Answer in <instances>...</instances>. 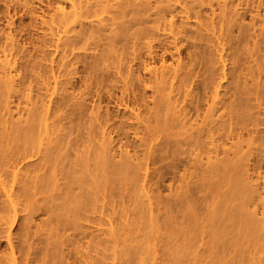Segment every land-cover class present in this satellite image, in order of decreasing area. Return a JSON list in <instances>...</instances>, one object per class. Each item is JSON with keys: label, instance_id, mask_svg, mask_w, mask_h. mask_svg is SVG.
I'll return each mask as SVG.
<instances>
[{"label": "bare ground", "instance_id": "obj_1", "mask_svg": "<svg viewBox=\"0 0 264 264\" xmlns=\"http://www.w3.org/2000/svg\"><path fill=\"white\" fill-rule=\"evenodd\" d=\"M9 1L13 2L15 0H9ZM20 1L22 0H18V2ZM27 1L29 0H24L23 4H26ZM111 1L112 0H47V3L45 5L46 7L44 9L43 8L41 9L42 14H40V16L42 18L40 19H41L42 24L48 23L50 25L48 29L50 31L49 35H51V37L50 36L47 37L44 35V37H47L48 39L42 38L40 45L34 44L31 41L28 43L33 44V48H35V50L38 49V47L42 49L41 47L43 46H45L46 48V45L50 47H54L56 52L58 51L62 53L61 59L63 58L68 59L67 65H65V67L67 66V68L71 67L68 65H74L77 62L86 63V65H88L87 72L89 74V75L87 74V76H89V78L91 77H93V79L95 78L96 80L95 79L94 80L96 82L100 78H102L101 79L102 81H106L103 78V73L105 70H108V68L110 67H113V68L115 67V69L118 70L117 73L120 74L124 78L125 81L123 83L122 94L118 102H119V105L122 106L124 109L131 108L130 110L132 111L134 110V112L131 111V114L127 116L128 120H130L129 122L126 121V119L124 118L126 116H124L123 118L125 119V121L123 120L122 122L120 121L122 127H119V125L117 127H119V130L122 128L124 129V127L126 126L128 128L131 127V129L134 128L135 130H138L142 124L143 126H142V129L140 130L143 131L144 129L146 132L145 133L143 132V135L139 136L142 138V141L138 143L137 145L134 144L135 146L133 145L135 152L139 153L135 157L133 156L134 159H136V162L132 160L131 156L124 158L122 154H121L122 156L120 155L122 157L120 159L122 160L117 161L115 159L114 160L115 162L113 160L112 162L111 161L112 151L111 153H109V155L106 154L110 157V158L108 157L106 158L107 161L109 159L107 163H108V168L110 167V169L104 170L105 172L106 170H110L106 172L108 177L109 175L111 176V178L109 177L108 181H111L112 184H115L116 182L118 184L120 178H125L126 174H130L131 178H134V180H136L137 182L138 180L139 181L145 180V178L149 177L150 175L148 170L150 169L149 166L151 164L154 165L155 163H158L159 161H164L170 157L171 159H173V162L168 164L167 166L164 165L165 166L164 170L163 168H161L163 172H162V175L161 174L160 175L165 176L167 173H170V172L173 173L174 170L179 166L178 164H181L182 160L184 161V159L181 158L180 156L182 153L184 155L185 149L183 150V147L185 145L187 147L193 145L196 148V147H204L206 144H210V145L215 146L214 155L211 156L207 154L206 156L207 165L205 166V168L197 167L196 168L197 171L191 170V168L188 167L187 165V167L184 168L183 173H181L180 175V180L182 181H181L179 189L182 190L183 192L182 194L188 193L189 195L191 194L190 196L192 197L196 195L194 197H196L197 199H198L197 196L199 195V193L204 192L203 187H204L205 181L212 188L218 190L220 186V183H219L220 179L221 177L222 178L225 177V175L221 174V176H219L220 179L218 180L214 179L216 181H211L210 179L211 176L209 177L203 174L204 170H206L210 175H212L214 172L216 173L218 172V170L223 168L222 166H219L221 168L216 167L214 161L213 162L211 161L212 159L216 160L219 156V151L217 149L219 148V145H217L216 142L220 141L225 136L226 138L230 139L231 142L228 145L229 147L224 148L223 152L227 153L229 149H234V153H235L234 157L232 158L224 157L220 159H222V161L225 163V168L226 166L227 168L235 167V169H237V172H239L238 169L241 168L240 167L241 162L239 163L238 161L240 160L243 161V159L247 158V156L246 158L242 156L236 157L238 154V145L240 144L241 141L244 140V137H243L244 131H247L250 137L253 133L260 134L262 132V131H258L257 128H256L257 131H255V129L252 130L251 127L249 128L247 127L250 124L255 126L258 123V119L257 120L255 119L257 117H254L255 115L254 112H251V110L255 107V105H253V103H251L250 101H259V99H262L264 97V89H263L264 87L262 88L263 84L261 85V82H260V80H262L263 78L262 71L264 69V62L262 60H264V56L260 57L258 55L260 54L259 52H262L264 54V36H263L264 17L261 18L258 24L259 26L261 25L262 27L261 30L262 29L263 30L258 33L256 30L252 31L253 30L252 28L256 26V23L258 22V21L257 22L255 21L256 16H261L260 12L257 9L258 7L262 6L263 2L259 1L257 3L256 5L257 12L254 16L252 15L253 17L251 18V23L250 24L246 23V25H244L243 22L242 23L240 22V18H237L238 15H241V19H242V14H240L239 10H236L233 8V6L235 5L233 1L231 2L229 1L230 3L227 0L222 1V3H220L221 1H219L217 2V6H216L217 8L213 7V4H214L212 3L213 0H190V1L189 0H137V1L136 0H125V1H119L117 4H112L110 3ZM17 3H13V4L17 5ZM251 3H252V0H251ZM205 4L210 5L211 7L209 13L206 12L204 8L202 7ZM15 5L11 6V3H8L7 9H9L8 7L10 6L15 8ZM245 5L246 7L250 6L249 3ZM108 6L110 7L114 6L117 8V10L109 11L108 9H106ZM253 6L255 7V5H252V7ZM20 7H23V6H20ZM217 9L219 10L217 11ZM33 10L34 8L31 10V12H33ZM103 12H108L109 15L101 16ZM5 16H6V13H5ZM10 19H8L7 23L14 24L15 21L10 20ZM189 19L196 20V23H195L196 25L194 24L195 25L194 29L187 28V25H189V22H188ZM236 24L238 28V30H236L237 34L233 35L232 37V35H230L229 33L230 26L232 25V27L234 28ZM4 32L5 31H2V29H0V51L3 55V56L2 55L0 56V68H1V71H0V170L1 171L0 172L4 170L3 168L9 167L11 170L10 171L7 170V171H8V175H10L11 177H8V175L6 176L7 172L4 173L5 175L3 173H0V200L2 199L1 193L3 192V195L6 197L4 202H7L10 207L9 213L5 215L6 217L1 216L2 220H4L3 224H7V227H4V229L5 228L6 229L0 232L1 234H3L4 238L7 241V248L0 255V264L3 263L4 254H6V257H5L6 261H10L11 264H32L33 262H31L32 260L30 261V257L28 255L24 256V253L26 251L24 252V247L20 245L21 238L15 236L12 233V230H11L12 227H14V225L16 226V224H20L19 228L21 227L27 228V225L29 224L28 222L30 223L33 222V218L34 216H36L35 214L40 212V215L45 216V217L44 218L40 217V221L37 224L38 229L43 227L44 224L47 225L46 229H51L50 226L52 224L53 229L57 232V234H59L60 230L63 232L62 233L60 231L61 234H59L60 237L62 238L64 235V231H65L63 227L66 224L65 221H67L68 219L67 216H66L67 219L65 218L64 214L67 211L68 212L71 211V209L70 211L66 210L67 208H69L68 201L72 202V205L74 204L73 206L74 209L73 207H71L73 210L71 213L73 214V212H75L77 214L76 211H78V209H80L78 212H81V208H83L82 206L85 204L88 206L90 202L92 204L93 200L96 199V197H94V199L91 198L94 194L92 195L90 190L89 192L87 190L86 192L83 191L86 188H83L82 185H84L85 183H87L88 185V182L91 181V178L90 180L87 179L88 177H86V175L88 176L87 174L88 170L85 166H83L82 168V165H80L79 166L80 168L78 167L79 170L77 169V166L81 164L79 160H78L79 163L77 162V160H75L78 163V165L75 164V161L74 163L70 164V162L73 159L71 161H68L69 162L68 164H70V166L72 167L75 164L74 166H76V168L73 167V169L74 168L77 169L78 170L77 172L75 171L73 173L72 167H70L71 169L69 168L66 171L63 170L65 173L68 172L66 175L70 177V183L74 182L73 184L76 187L79 185L82 188V190L79 188L81 191L77 190V192H75V190L73 191L72 189V187L75 189L74 185H70L71 187L67 188L66 190L63 188L65 184L67 186L69 178L67 176H64L67 182L63 180L64 178L62 177H63V174H65L63 171L62 172L58 171V172H61V174L62 173L63 174H62V177H57V174L53 170L54 166H52V164L55 163L52 160L53 156H54V160H58L56 159V157L58 158V155H59L58 152H60V150H57V146H56L57 141L59 140V142L61 141L64 144V142L67 141V140L65 141V139H68L67 135L69 137L68 132L71 133V130L69 131L68 129L67 131L65 128V130L67 131V134H65L66 131L62 129L63 132L65 131L63 135L64 136L66 135V138H64L63 135L61 134L60 135L64 139L61 138L60 136L59 137L61 139L58 136L52 137L53 136L52 134H54L57 129L56 130L55 128L52 129L51 126L54 127V125L52 124H56L57 122H60V120L58 119V121H56L55 123L53 120L52 124L49 122V120L53 119V116L57 112H59L62 106L64 108L68 106L69 100L68 102L66 101L68 98L70 99V101L75 98V97L70 98L72 93L68 91L69 90L68 88H67L68 90H66V87H64L70 82L71 78L69 77V80H67L68 82L66 81L67 84L65 83V80L64 82H62L63 80L61 81L55 80V85L53 86V90L51 91V93L49 94L46 93L44 97L41 98L42 100L39 105L34 104L31 107L24 109L18 105L19 102L18 103L16 102L17 103L16 108H13L11 104L12 102H14L13 98L14 97L16 98L17 96L16 92L17 91L19 92V90L23 86L24 87L29 86V85H26L28 78L26 79L27 81L24 82L22 77L17 78L16 77L17 73L15 74L13 72V71H17L19 68V65H18L19 63H18V60L16 59L17 57L15 58V56L16 54L22 52L23 49L26 52L29 50V48L24 47L25 42L23 45L19 43V41L17 40L15 36L16 34H13L10 31L7 33H4ZM46 35H48V33ZM128 49L129 51H127ZM250 50L254 52L251 53ZM52 51L54 52V50H51V53L48 51L47 52L48 54L49 53L53 54ZM14 52L16 53L15 55H14ZM47 52H45L46 54L44 53L45 55L44 54L43 55L46 56ZM124 52H126V57L128 54L131 57H129L128 55L127 58L126 57L123 58L122 55H124L123 54ZM255 54H257L258 56H255ZM70 55L72 56L70 57ZM24 56L26 57V55ZM24 56H22V59H24ZM30 56L31 55H30V50H29L28 57ZM32 57L30 58L32 59ZM249 57H253L254 58L253 60L255 62L252 63ZM30 58H29L30 61L28 62L26 61L27 58H25L26 62L24 64L25 66L27 65L26 69L28 67H31L29 70L31 71L32 65H34L36 62L37 64L35 65L39 69L40 67L37 66L39 64L38 61L36 62L34 61L35 63H33V59H32V65L29 64L31 62ZM56 58H57V55H56ZM169 58L172 60L171 62L169 61ZM87 59H90V61H87ZM58 64H59V61H58ZM216 64L218 65L215 66ZM20 66H21L20 68H22L23 62L20 63ZM120 66L121 68H119ZM24 67H23L24 71L27 72L28 70H25ZM41 67L46 68V71H48L47 69H50L52 65L49 68H47L48 65L47 67H43V66ZM57 67L58 66H56V68ZM75 69L77 68L75 67ZM75 69H72L70 73L75 74L77 71L76 70L74 72L73 70ZM29 71L24 76L26 75L28 76V74H30L31 76V72L29 73ZM67 71H64V72H67ZM111 73L113 74V72ZM37 75H40V72ZM62 75H65V73L64 74L62 73ZM54 78L56 79L57 77H54ZM60 82L65 83V85H63ZM71 82L70 84L72 85ZM58 83H60L63 86V89L60 87L61 85L59 87L61 88V90H65L67 92L65 93L67 96L71 94L70 97L68 98H66L67 96L65 95L66 96L65 101L67 103L66 106H64L65 101L62 102L60 98H58L57 102L54 103L55 101L54 98L52 96L50 97L51 94L55 92L57 93L60 91V89L59 91H57ZM100 83L104 84V82H100V80L96 84L100 85ZM88 84H89V81H88ZM98 88H96V90ZM47 91H50V88L47 87ZM148 91L151 92L150 95H148ZM24 92H22V94H24ZM93 93H96V92L93 91ZM62 94H63V91H62ZM39 96L41 97L42 94L41 95L38 94L37 97ZM22 97L20 96L19 98L23 99ZM26 97L27 96H25V98ZM65 98L63 96V99ZM82 99H84V96ZM59 100H61V102ZM35 101L36 100H34V102ZM80 101L81 100H79V103ZM85 101L86 99L83 100V102ZM79 103H78L79 110L81 108L83 110V108L86 107L85 103L81 104V105H84V106H81V108H80ZM96 105L91 107L92 115L90 114L91 116L90 121L94 122V120H98V119L103 120V124L99 127V129L101 128L102 130L100 133L101 136L99 138L101 139L104 145L106 141L108 142V139L113 138L111 134L113 133L114 129H116L115 128L116 126H114L115 124L113 121H111L113 123L108 125V122L110 120H113V118L111 119V117L113 116L108 117L110 113L108 114L105 113L106 116H103L105 114H101L102 112L99 111V108L101 106H99V103L97 106ZM71 109L72 108H70V110L67 113L66 112L65 113L72 114V112H70ZM87 110H86L87 113L85 112L86 115L88 114ZM94 112H95V115L93 116ZM80 114L81 116H83L82 113L80 112H79V117L77 116L78 114L77 115L75 114V115L77 118L82 119ZM37 117H41V118L39 120L40 122H38L35 125L34 122L39 119V118L37 119ZM65 117L67 116L65 115ZM88 118L87 119L85 118V119L88 120ZM133 120L136 121V123L132 122ZM61 121H63V119ZM68 122L67 123L70 125L71 122L70 121ZM68 128H71V127L68 126ZM85 129H87V124H86ZM95 129L97 130V128ZM172 129H177V130L175 132H172V131L167 132V130H172ZM248 129H251V130H248ZM99 131L98 132L95 131L94 133L98 135ZM36 133L43 135L41 140L40 138H38L40 140V143H37V144H35V141H37L35 138L38 137L36 136L37 135ZM90 133H93V132H90ZM138 133L139 132L135 131V136H138L139 135ZM262 134L264 133L262 132ZM78 135L76 136L78 137ZM97 135H95V137ZM173 135H183V136L180 139L170 138V136H173ZM263 136L259 135L258 137L260 138L258 139H260L261 141ZM90 137H93V136L90 135ZM74 138L75 137H73V140H75L76 142L74 143L73 140L71 141H73V143L76 145V148H79L81 145L78 144L79 146H77V142L79 143V141H77L78 139L76 140V138L75 139ZM91 139L93 140V138ZM160 139H163V140H160ZM157 140H159V142H156ZM84 141L86 143L88 140H84ZM95 142H94V145L97 143ZM111 142H112V139H111ZM52 143L54 144L51 145ZM73 143L70 145L71 148H72ZM90 143H91V140H90ZM75 145L72 149L75 148ZM87 145H90V144H87ZM108 145L109 144H107L106 146L108 147ZM241 145L240 147H242ZM63 146H60L59 149H61V147L65 148V146L64 147ZM86 147L87 146H85V149H87ZM137 147H143V148L139 150V149H136ZM79 149H75L74 152L76 150H78L79 152ZM97 149L98 151H100V148H98V146H97ZM97 149L95 147L94 150H97ZM178 151L180 154L178 153ZM56 152H57V155L55 156ZM68 152L71 153L70 148ZM93 152H96V151H92V155H93ZM107 152H110L109 149ZM121 152L123 153L126 152L124 153L125 156L127 155V153H130L128 149H122ZM209 152L210 151H208V153ZM69 153L66 152V154H69ZM228 154L230 155V153ZM63 155H65V153ZM81 155L83 154L81 153ZM99 157L100 155L98 154V158ZM197 157L198 155H196V158ZM233 158H237L238 160L236 159L237 161L234 162L232 161ZM81 159L84 160V158H81ZM90 159H94V157ZM99 161H101L100 158L98 160H95L97 171L99 169L98 165H100ZM90 162L92 163V160ZM91 163L90 165H92L94 168V165ZM63 164L65 165V163ZM185 165H186V162H185ZM241 166H243L242 168H244L245 164L242 163ZM247 166L249 165L247 164ZM66 168L68 167L66 166ZM70 170H72L73 175L72 173L71 175L69 174ZM141 170H144V172L142 173ZM222 170L221 172L220 171L219 172L222 173ZM243 170L244 169H242V171ZM237 172L236 174H238ZM61 174H59L58 176H61ZM226 174H228L229 176L231 172L226 173ZM117 177L119 178L117 179ZM105 179L102 177L103 181H105ZM235 179L239 181V177L238 178L236 177ZM61 180L62 182L64 181L65 184L62 183ZM56 181L57 182L60 181V182L56 183ZM99 181H101V179ZM113 181L114 182L116 181V182L114 183ZM241 181L245 182V180H241ZM101 183H97V186L104 187L102 186L103 182ZM234 183H235V186L232 185L234 186L232 193L233 195H236L239 192H241L242 187L245 186L243 184L245 183L242 184L243 186L240 184V182H237V183L234 182ZM51 184L53 185V188H54V185H56V187H58L59 189L61 188L60 185L62 186L64 184L62 187L63 189H60V191L64 190L63 193L61 194H63V197L64 196L66 197L60 198L62 195L61 196L59 195L60 193L57 189L55 193H57L58 191L57 195L59 196H56L57 198H55L54 195H53L54 197L51 195L53 199L55 198L54 200L55 202L57 201V199H59V201H61L60 199H63L64 201H62L61 203L64 204L65 202L64 204L65 206L67 203L66 208L65 206L61 207L63 204H60V203L59 205L61 206H58V202L56 203L57 206L55 204V206L59 208L58 212L60 211L62 216L60 215V213L59 214L55 213V208H54V205L52 204L53 201H51V198L48 199L46 195L50 189H53L51 187L52 186ZM93 185L94 184H92V186ZM16 186H17L18 191L21 189H27V191L29 192V190L33 188L34 193L32 192V190H30L32 195L30 193L29 194L27 193L28 195H30L29 196L30 199H32L37 194H42V196L39 197L38 199L37 198L34 199V201L38 203V204L35 203L36 205L33 203V205L35 206H33V209L32 208L31 209L34 211L30 209L28 213L26 212V214H23V215L20 214V212H24L27 210L25 209L27 205H25L26 207H24V204H23L22 208L20 209L17 207L20 204V198H19V194L17 193V191L15 192ZM116 186L114 187L117 188ZM141 188L142 190H144L145 196L148 198V205H151L152 202L150 201V199L152 198V195L148 194L151 189L150 188L148 189L147 186H144V184L142 185ZM67 190H70V192ZM248 190L247 191L242 190L244 191V193L242 194L240 193V194L243 195L245 194V191L248 192ZM65 191L68 192L69 194L68 193L66 194ZM226 193L227 192H225V195ZM230 196L228 197L229 199H230ZM180 197L184 198L185 196L183 195ZM66 200L68 201L66 202ZM49 203H51L52 205ZM60 207L62 209L63 208L65 209L63 210L65 211V213L61 212L62 210H60ZM151 207L152 206H150V208ZM234 208L232 210L233 213L229 212L230 220L232 216H235V214L240 215L239 211L242 210V209L239 210L238 206H237V209H234ZM157 209L158 208H156V211ZM84 210L82 209V211ZM218 212L219 211H216V213ZM143 213H144V209H143ZM248 213L249 212H247L246 214V212L242 211L241 215L243 217L246 216V218L251 219L252 215L250 214L248 215ZM72 214L70 217L74 216V214L73 215ZM167 214H164V216ZM185 214L186 213H184V215ZM186 215L188 216L190 214L187 213ZM191 215L188 217H191ZM187 216H186L185 221L189 220ZM221 216H218L219 218L217 220H219ZM166 217L163 220H165ZM63 218H65L66 220L64 219L63 221L62 220ZM170 218L171 217L169 216L167 217V219H169L168 222L172 223L171 221L172 219L170 220ZM215 218L216 217H214V219ZM226 218H228V216ZM226 218L224 217L223 221ZM72 219L74 222L77 221V220L75 221L74 217H72ZM191 219L193 221V217H191ZM191 219L189 222H192ZM58 220H60L59 221L60 224L62 221L64 222L62 224L63 226L62 225L59 226L58 224L57 227L56 226L54 227L53 225L55 224L54 222L55 221L58 222ZM173 221H174V218H173ZM221 222L219 224H221ZM108 223L113 224V221L111 218H109ZM178 223H175L174 221V224H178ZM192 223H194V221ZM66 227L69 228L68 223L66 224ZM70 227H73V226H70ZM62 228L64 231L62 230ZM27 229L28 231L30 230L29 226ZM21 231H23L22 228H21ZM21 231H19V233ZM25 232L26 231L24 230V233ZM19 233L17 234L19 235ZM66 234L68 235L69 233H66ZM72 235L74 234L72 233ZM69 236L70 235H68V238L63 237V239L56 241L54 244H53L54 241L51 242L52 245L55 246V251H53V254L54 253L56 254V251L58 252V257L59 255L61 256L59 258L62 264H88L89 262V260L87 262L88 256L82 253L79 254V250L76 249L77 247L81 245H78V244L75 245L76 239L75 240L70 239L71 237ZM23 237L24 236H22V239ZM53 248L54 247H52V250ZM17 252L19 253V256H16ZM52 260L53 259H51V263L54 264ZM198 261H201V259ZM90 264H91V261H90Z\"/></svg>", "mask_w": 264, "mask_h": 264}, {"label": "rangeland", "instance_id": "obj_2", "mask_svg": "<svg viewBox=\"0 0 264 264\" xmlns=\"http://www.w3.org/2000/svg\"><path fill=\"white\" fill-rule=\"evenodd\" d=\"M7 1H9V0H6V1L0 0V29H2V31H5L4 33H7L10 31L13 34H16L15 36L21 45H23L25 42L24 47L29 48L30 55H31L30 57L33 56L32 57L33 63L38 61L39 64L41 63L40 65L43 67H47V65H48L47 68L51 67V65H52V67L50 69H47L48 71H46V68H42L38 64L37 66L41 68V69L40 68L38 69L35 65V64H37V62L34 64L35 66L32 65V59L30 57H28V51L29 50L25 52L23 49L22 52H20L18 54H16L14 52V55L16 54L15 58L17 57L16 59L18 60V63H19L18 64L19 68L17 71H13V72L15 74L17 73L16 74L17 78L22 77L24 82L27 81L26 79L28 78L26 85H29V86H26V87L23 86L19 90V92L17 91L18 93L16 92L17 96H16V98L15 97L13 98L14 102H12L11 106L13 108H16V104L18 102H19L18 105L24 109L29 108L34 104L39 105L41 103V100H42L41 98H43L46 93L49 94L53 90V86L55 85V80H58V81L63 80L62 82H64V80H65V83H66V81L69 80V77L72 79V80L70 79V82L72 81L71 82L72 85L69 82L68 84L66 83L67 84L66 86H64V87H66V90L69 89L68 91L70 93H72V95L68 93L69 95L67 96L65 94L67 92L65 90H61V88L63 89V86L60 84L62 82L57 84V86H58L57 91H59V89H60V91L57 93L55 92V93L50 95V97L52 96L54 98V100H55L54 103L57 102L58 98H60L63 102L66 100V98L70 97V95H71L70 98L75 97L71 101L68 98L66 100L67 102L69 100L68 106H66L67 103L65 101L64 106H66V108H64L62 106L61 107L62 110L60 109L59 112H57L53 116V119L49 120V122L51 124H52L53 120H54V123L56 121H58V119L60 120V122H57L56 124H52V125H54V127L51 126L52 129H54V128H55V130L57 129L56 132L54 130L55 133L52 134L53 135L52 137H54V136H58V137L60 136L61 137V135H63V133H65L66 130L67 131H68V129H69V131L71 130V133L68 132V134H69V137L67 135L68 139H65V141L67 140L66 141L67 143L64 142V144H63V142L60 141L61 142L60 143L59 140L57 141V144H56L57 150H60V152H58V154H59L58 158L56 157V159H58V160H54V156L52 155L53 156L52 160L55 162L54 164H52V166H54L53 170L57 174V177H62L63 173L61 174V172L63 170L66 171L67 169L72 167V166H70V164L74 163L75 160H77V162L79 160V162L81 163L79 165H78L79 162L77 163L75 161V164L78 165L77 169L80 165H82V168H83V166H85L88 170V172H87L88 176L86 175V177H88L87 179H89V180L91 178V181L93 183L91 181H89V182L94 184L92 186V184H90L87 180L88 185H87V183H85L87 186L85 184L82 185L83 188H86L83 191L86 192V190H87L89 192V190H90L92 195L94 194L91 198L94 199V197H96V199L93 200L92 204H91V202L89 204L87 203L88 206L86 204L83 205L82 206L83 208H81V212H78L80 209H78V211H76L77 214L75 212H73L74 216H72V217H74L75 221L77 220L76 222H74L72 217H70L72 214L71 212L73 211L71 207H73L74 204L72 205V202L66 200V202L67 201L69 202L68 203L69 208H67L66 210L70 211V209H71V211L70 212L67 211L65 213V211H63L65 209L61 208V207L65 206L64 205L65 202H64V204L61 203L64 200L60 199L61 201H59V199H57L56 202L54 201L55 198H57L56 196L62 195L60 198L66 197V196L63 197V194H61V193H63L64 190L60 191V189L64 188L66 190L67 188L71 187L70 185H74L73 184L74 182L70 183V177H68V175H66L68 172L65 173L64 171L63 172L65 174H63V177H62V178H64L63 180L66 181L64 176H67L69 178L67 186H66L64 181L62 182V180H61V182L64 183L65 185L63 184L64 187H63V185L62 186L60 185V187H61L60 189L58 187H56V185H54V188H53V185L51 184L52 185L51 187L53 189H50L46 195H47L48 199L51 198V201H53L52 204L54 205L56 214L60 213V211L58 212L59 208L56 207L57 206L56 203L58 202V206H61V205H59V203L63 204L60 207V210H62L61 211L62 213L64 212L66 214V215L64 214L66 219L68 217L67 221H65V222H66V224L68 223V227H69V228H67L66 224H65V226L63 228L65 229V231L67 230L66 233H69L68 235H70L69 236V237H71L70 239H73V240L76 239L75 245L76 244L81 245V246L77 247L76 249L79 250V254L82 253V254H85L88 256V258H87V262L89 260L88 264H90V261H91V264H264V136H263L264 134H262V132L264 133V97L262 99H259V101H250L251 103H253V105H255V107L251 110V112H254V114H255L254 117H257L255 119L256 120L258 119V123L255 126L250 124V125H248L247 128L251 127L252 130L255 129V131L258 130V131H262V132L260 134L253 133L252 134L253 136L251 135V137H250L249 134L247 133V131H244V136H243L244 140L241 141L240 144L238 145V154L236 156V157L242 156L244 158H246V156H247L246 159L242 158L243 161L242 160L238 161L239 163L241 162V165H242V163L245 164L244 168H242L243 166L240 165L241 168L238 169V171L240 173L237 172V169H235V167L234 168H230V167L227 168V166H226V168H225V163L222 161V159H220V158H224V157H228V158L234 157V154H235L234 149H229L230 151L228 150L227 153L223 152L224 148L229 147L228 145L231 142L230 139L226 138V136H225L220 141L216 142V144L219 145V148H217L219 151V156L216 160L212 159L211 161L212 162L214 161L215 166L218 168H221L219 166H222L223 170L220 169V170H218V172H216V173L214 172L212 175H210L206 170H204L203 174L205 176H209V177L211 176L210 177L211 181H216V180L220 179L219 176H221V174L225 175V177H223V178L221 177V179H220V182H219L220 186H219L218 190L212 188L205 181L204 187H203L204 192H200L199 195L197 196L198 197V199H197L196 197H194L196 195H194L192 197V196H190L191 194L189 195L188 193L182 194L183 193L182 190L179 189L181 181H182V180H180V175H181V173H183L184 168L187 167V165H188V167L191 168V170H196L197 167L205 168V166L207 165V163H206L207 154H209L211 156L214 155L215 146L210 145V144H206L204 147H196L197 149L193 145L189 146V147H187L185 145L183 147V150L185 149L184 155L182 153L180 156L181 158L184 159V161L183 160L181 161L182 165L178 164L179 166L174 170L173 173L170 172V173H167L165 176H161L165 166H167L168 164L173 162V159H171L169 157L164 161H159L158 163H155L154 165L151 164L149 166L150 169L148 170L150 175H149V177L145 178V180H141V181L138 180V182H137L136 180H134V178H131L130 174H126L125 178H120V180H122V181L119 180L118 184L116 181H115L116 183L113 181L115 184H112L111 181H108L109 177L111 178V176L109 175V177H108V175L106 173L107 171H110V170H106V172L104 171L105 169H110V167L108 168V163H107L109 161V159H108V161L106 159L107 157L110 158L108 156L109 153H111V151H112L111 161L112 160L114 161L115 159L117 161L122 160L120 158H122L121 156L123 155L124 158L131 156L132 160H134V162H136V159H134V157L139 153L135 152L133 145L134 144L137 145L138 143H140L142 141V138L139 136H142L143 132L144 133L146 132L144 129H143V131L140 130V129H142V126H143L142 124H141V126L139 125L140 126V128L138 129L139 131L135 130L133 127H132L133 129H131V127L128 128L127 126L126 127L123 126L124 129L122 128L119 130V127H122V125H121L122 120L125 121V119H126L127 122L130 121V120H128L127 116H129L131 114V111H132V110H130L131 108L124 109L122 106L119 105V102H118L120 97H121V94H122L123 83L125 81L124 78L120 74L117 73L118 70L115 69V67L114 68L110 67V68H108V70H105L106 73H105V71L103 73V78L106 81H102L101 80L102 78L98 79V81H97V82H99V80H100V82H104V84L100 83V85H98L99 83L96 84L97 82L95 81L96 80L95 78H94L95 79L94 80L93 77L89 78V76H87L88 65H86V63L77 62L74 65H68L71 67L67 68V66L65 67V65H67L68 59L67 58L61 59L62 53L58 52V51L56 52L54 47H50V46L46 45V48H45V46H43V47H41L42 49H40L38 47L39 50L38 49L35 50V48H33V44H30L28 42L31 41L34 44L40 45L42 38H47L49 36L51 37V35H49L50 31L48 29L50 27V25L48 23L42 24L41 19H40V18H42L40 16V14H42L41 9L42 8L44 9L46 7L45 5L47 3V0H43V1H41V0H29V1H27L28 4L27 3L23 4L24 0H22L20 2H18V0H15L13 2H10V1L7 2ZM119 1H125V0H112L110 3L117 4ZM219 1H221L220 3H222V1H224V0H218V1L213 0L212 1V3H214L213 7H216L217 2H219ZM227 1L228 2L229 1L234 2L235 5L233 6V8L236 10H239L240 14H242V19H241V15H238L237 18H240V22L241 23L243 22L244 25H246V23H248V24L251 23V18L256 14V12L258 10L260 12L261 16H256L255 21L256 22L258 21V22L256 23V26H254L252 28L253 29L252 31L256 30L258 33V32H261L263 30V29L261 30V28H262L261 25L259 26L258 24H259L261 18L264 17V0H252V3H251V0L250 1L239 0V2H238V0H227ZM259 1H262L263 4H262V6L258 7V9H257L256 5ZM253 2H254V4H253ZM8 3H11V6L15 5L13 3H17V5H15V8L10 6V7H8L9 9H7ZM238 3H240V4H238ZM248 3L250 4L251 7H252V5H255V7L254 6L252 8L250 6L246 7L245 4H248ZM20 6H23V7H20ZM108 7L106 9H108L109 11L117 10V8L114 6L113 7L108 6ZM202 7L204 8V10L206 12H208V13L210 12V8H211L210 5L205 4ZM33 8H34V10H33V12H31V10ZM242 8H243V10H242ZM246 9H248V10H246ZM218 10L219 9H217V11ZM5 13H6V16H5ZM107 15H109L108 12H103L101 14V16H107ZM9 16L11 17V19ZM46 18H48V17H46ZM8 19L15 21L14 24L13 23H12L13 25L8 24L7 23ZM188 22H189V25H187V28L194 29L195 25H196L195 24L196 20L189 19ZM236 28H237V24L235 25L234 28L232 27V25L230 26V32L229 33H230V35H232V37H233V35L237 34L236 30H238V28L237 29ZM263 32H264V30H263ZM47 33H48V35H46ZM44 35L47 37H44ZM263 36H264V34H263ZM51 50H54V52L52 51L53 54H50ZM47 51L50 53L48 54ZM127 51H129V49ZM45 52H47L46 56H44L46 54ZM126 52L123 53L124 54V55H122L123 58L126 57ZM250 52L253 53L254 51L250 50ZM259 53L260 54H258V53L257 54L260 57L264 56V54L262 52H259ZM23 54L26 55V57ZM257 54H255V56H258ZM1 55H2V53L0 51V56ZM56 55H57V58H56ZM128 55H127V57H128ZM22 56H24V59H22ZM71 56L72 55H70V57ZM129 57H131V56L129 55ZM25 58H27L26 59L27 62L30 61L29 58L31 59V62L29 63L32 65L31 71H29L31 67H28L29 69L28 68L26 69L27 65L25 66V64H24L26 62ZM58 59H60V60H58ZM249 59L252 61V63L255 62L253 60L254 59L253 57H249ZM58 61H59L60 65L58 64ZM87 61H90V59H87ZM169 61L171 62L172 60L169 58ZM262 61L264 62V60H262ZM21 62H23L22 68H20ZM42 64H44V65H42ZM217 65L218 64H216L215 66H217ZM56 66H58V67L56 68ZM77 66H79V67H77ZM23 67L25 68V70H28L29 73L31 72V76H30V74H28L29 77L27 75H26L27 77L24 76L28 71L27 72L24 71ZM63 67H64V69H63ZM75 67L77 69H75ZM119 68H121V66ZM67 69H68V71H67ZM72 69H75V70H73L74 72L77 70L76 71L77 74L75 73L76 75L74 73H70L72 71ZM0 71H1V68H0ZM38 71L40 72V75L42 74L41 76L37 75V74H39ZM64 71H67V72H64ZM111 72H113V74ZM114 72H116V73H114ZM62 73L63 74L65 73V75H62ZM34 74H36V75H34ZM262 76H263V78H262V80H260V82H261V85L263 84L262 85V88H263L264 87V69L262 71ZM54 77H57V78L55 79ZM92 79H93V81H92ZM29 81L30 82L33 81V82L30 83ZM45 81H46V83H45ZM88 81H89V84H88ZM42 83H43V85H42ZM65 83H62V84L65 85ZM49 86H51L52 88ZM96 86H98V87L100 86L101 88L99 87L100 88L99 89ZM38 87H40V88H38ZM47 87L50 88V91H47ZM96 88H98L99 90L98 89L96 90ZM24 90H25V92H24ZM62 91H63V94H62ZM93 91L96 93H93ZM22 92H24L25 95L22 94ZM89 92H90V94H89ZM150 93L151 92L148 91V95H150ZM31 94L33 97L31 96ZM38 94L39 95L42 94V96L37 97ZM20 96L21 97L23 96L22 97L23 99L19 98ZM25 96H27L28 99H27V97L25 98ZM63 96H64V98L65 97L66 98L63 99ZM83 96H84V99H82ZM80 97H82V98H80ZM17 98H18V100H17ZM32 99H33V101H32ZM85 99H86V101L83 102V100H85ZM34 100H36V101L34 102ZM61 100H59V101L61 102ZM79 100H81L80 103H79ZM29 103H30V105H29ZM78 103L80 104V108H81V106H84L81 104L85 103L88 110L86 109V107H84L83 110L81 108L80 109L81 111H80ZM98 103H99V106H101L99 108V111L102 112L101 114L110 113L108 115V117L113 116V117H111V119L113 118V120H110L108 122V125L114 122V124H115L114 126H116L115 127L116 129H114L113 133L111 134L113 136V138H111L112 142L114 141L113 143L111 142V139H108V142L106 141L103 145L101 139L99 138L101 136L100 133L102 131L101 128L99 129V127L103 124L102 119H100V120L99 119L98 120L92 119V120H94V122L90 121V117H91L90 114L92 115L91 107H93L96 104L98 105ZM63 108H64V110H63ZM70 108H72L70 111V112H72V114L71 113L66 114L70 110ZM85 109L88 111L87 115L89 118L85 114V112H86ZM78 111L80 113H82L83 116H81V114H80L82 119L76 117L77 114H78L77 116L79 117ZM132 112H134V110ZM259 113H261V114H259ZM106 114L103 116H106ZM123 114H125V115H123ZM65 115L67 117H65ZM94 115H95V112L93 113V116ZM124 116H126V117H124ZM59 117L62 118L63 121H61L62 119H60ZM40 118L41 117H37L38 120L34 122L35 125L38 122H40L39 121ZM85 118L86 119L88 118V120H86ZM65 120H66V122H65ZM68 121L71 122L70 125L68 124L69 123ZM85 121H86V123H85ZM96 121H98V122H96ZM99 121H101V122H99ZM111 121H113V122H111ZM132 122L136 123V121H134V120ZM95 123H97V124H95ZM39 124H41V123H39ZM39 124H38V126H39ZM60 124H61V126H60ZM86 124H87V129H85ZM55 125H57V126L59 125L58 128ZM118 125H119V127H117ZM68 126H70L73 130L71 128H68ZM93 127L97 128V130ZM65 128H66V130H65ZM256 128H257V130H256ZM62 129L65 131L63 132ZM90 129H92L93 131ZM94 130L96 132H98L100 130L99 134L97 135L96 133H94L95 132ZM134 130L139 132L138 136H135ZM176 130L177 129L167 130V132H169V131L175 132ZM248 130H251V129H248ZM67 131L65 134H67ZM90 132H93V133H90ZM38 133H36L37 134L36 136H38V137L35 138L37 140V141H35V144L40 143V140L43 137V135H40ZM76 135H78V137ZM83 135L84 136L87 135V136H85L86 138ZM90 135L93 137H90ZM95 135H97V136L95 137ZM259 135L263 136V138H262L263 140L261 139V141H260V139H258V138H260V137H258ZM182 136L183 135H173V136H170V138L180 139V138H182ZM63 137L66 138V135L65 136L63 135ZM63 137H61V138H63ZM73 137H75L76 140L78 139L77 141H79V143L77 142V146L81 145L79 147L80 149L76 148V145L74 144L76 141L73 140ZM38 138H40V140ZM83 138H85V139H83ZM91 138H93V140ZM255 138H257L258 140ZM71 140H73L74 143ZM84 140H88V141L85 143ZM90 140H91V143H90ZM160 140H163V139H160ZM93 141L97 142V143L95 142L96 146L94 145ZM135 141H136V143H135ZM156 142H159V140H157ZM226 142H228V143H226ZM72 143H73L72 148L75 145L74 149H72L70 147V145ZM111 143H112V145H111ZM241 143H242V145H241ZM53 144L54 143H52L51 145H53ZM58 144L60 146L64 145L65 148L61 147V149H59L60 146ZM87 144H90V145H87ZM107 144H109L108 147L106 146ZM240 145L242 147H240ZM85 146H87L86 147L87 149H85ZM97 146H98V148H100V151H98ZM95 147L97 150H94ZM69 148H70L71 153L68 152ZM142 148L143 147H137L136 149L140 150ZM75 149H79V152H78V150H76L75 151L76 153H75L74 152ZM108 149L110 152H107ZM122 149H128L130 151V153H127V155L125 156L124 153H126V152H124V153L121 152ZM102 150H103V152H102ZM239 150H240V152H239ZM92 151H96V152H93V155H92ZM208 151H210V152L208 153ZM66 152L69 154H66ZM64 153H65V155H63ZM81 153L83 155H81ZM102 153H103V155H102ZM178 153H179V151H178ZM228 153H230V155ZM74 154H76V155H74ZM98 154L100 155L99 158L101 159V161L102 160L103 161L102 162L99 161L100 165H98L99 169L97 171V167L95 165V160L99 159ZM106 154H108V155H106ZM56 155H57V152H56L55 156ZM196 155H198L197 158H196ZM75 156H76V158H75ZM81 156H83V157H81ZM86 156H87V158H86ZM96 156H97V158H96ZM185 156H186V158H185ZM93 157L95 160L90 159ZM81 158H84V160ZM112 158H114V159H112ZM218 159H220L221 161ZM236 159L237 158H233L232 161L236 162L238 160V159L237 160ZM89 160L90 161L92 160V163ZM57 161H59V162H57ZM68 161H71L70 164H68L69 163ZM200 161H201V163H200ZM112 162H111V164H112ZM185 162H186V165H185ZM187 162H189V163H187ZM63 163H65V165L68 168H66V166ZM90 163L94 165V168L92 165H90ZM202 164L204 165V167ZM247 164L249 166H247ZM74 165H73V167L76 168V166H74ZM73 167H72V169H73ZM95 167H96V169H95ZM8 168L9 167L3 168L4 170H2V172H0V173L4 174L5 172H7V174H6V176H7L8 171L11 170L10 168L9 169ZM161 168H163V170ZM74 169H73V173L75 171L77 172L79 170V169L78 170L77 169L74 170ZM111 169H112V167H111ZM242 169H244V170L242 171ZM221 170H222V173H220ZM58 171H61V172H58ZM141 171H142V173L144 172V170H141ZM223 171H224V173H223ZM230 172H231V174H229V176H228V174H226V173H230ZM236 172L238 174H236ZM71 173H72V170H70L69 174L71 175ZM73 173H72V175H73ZM90 173H92V174H90ZM93 173L95 176L93 175ZM59 174H61V176H58ZM99 175L101 176V178ZM236 175H238V176H236ZM235 176L237 178L239 177V181H237V179H235L236 178ZM8 177H11V176L8 175ZM67 177H66V179H67ZM102 177L104 179L106 178L105 179L106 182L102 180ZM232 177H233V179H232ZM240 177H242L243 179ZM97 178L99 180L101 179V181H99ZM118 178L119 177H117V179ZM214 179H216V180H214ZM223 180L225 181V183ZM241 180H245V182L241 181ZM58 182H60V181H58ZM58 182L56 181V183H58ZM96 182L97 183L103 182L102 186H104V187H100V186L98 187ZM234 182H236V183L240 182L241 185L243 183H245L243 185H245L246 187L242 185L243 186L242 190L247 191L249 189L248 192L245 191V194H243L244 195L243 196L241 194L244 193V191L241 190V192H239L238 194L233 195L232 190L235 186ZM141 184L142 185L144 184V186H147L148 189L149 188L151 189L150 192L148 193L149 195H152V198L150 199V201L152 202L151 205H148V198L145 196V192H144V190H142ZM76 185H78V184H76ZM232 185H234V186H232ZM17 186H16L15 192L17 191V193L19 194V198H20V204L17 207L20 209V208H22L23 204H24V207H26L25 205H27V207L25 208L27 210L24 212H20V214L23 215V214H26V212L28 213V211H30L31 208L33 209V206L38 204V203H36V201H34V199H36V198L38 199L39 197L42 196V194H37L38 196L35 195L34 197L32 196L33 198L30 199V197H29L30 195H28V194L30 193L32 195L30 190H32V192H33L34 189L31 188L29 190V192L27 191V189H21L18 191ZM91 186H92V188H91ZM114 186H116L117 188H115ZM74 187H75V189L73 187H72V189H73V191L75 190V192H77V190H79V191L82 190V188L79 185L77 186L78 188L75 185H74ZM56 189L59 191V193H60L59 195H57L58 191H57V193H55ZM51 190H53V191H51ZM110 190H111V192H110ZM154 190H156V191H154ZM21 191H22V193H21ZM67 191L70 192V190H67ZM225 192H227L228 194L226 193V195H225ZM67 193L68 192H66V194ZM141 194H143V195H141ZM230 194H231V196H230ZM1 195H2V197H1L2 199L0 200V232L2 230L6 229V228L4 229V227H7V224H3L4 220H2L1 216L6 217L5 215H7L9 213V209H10L9 204L7 202H4L6 197L3 195V192L1 193ZM51 195L52 196L54 195L55 198L53 199L54 196L51 197ZM177 195H179V196H177ZM183 195L185 197L181 198L180 196H183ZM228 195L230 196V199L228 198L229 197ZM109 196H111V197H109ZM200 196H202V197H200ZM232 196H233V198H232ZM98 197H99V199H98ZM162 197H164L165 200ZM188 197H190V198H188ZM33 203L34 204L36 203V204L33 205ZM109 203H111V204H109ZM183 203L186 205H184ZM49 204H51V203H49ZM55 204H56V206H55ZM222 204H223V206H222ZM236 205L238 206L239 210L240 209H242V210L239 211L240 215L235 214V216H232V218L230 220L229 215L231 212L233 213L232 210L234 207H235L234 209H237ZM150 206H152L151 207L152 210H151ZM66 207H67V203H66L65 208ZM56 208H58V209H56ZM106 208H108V209H106ZM154 208H155V210H154ZM156 208H158L157 211H156ZM73 209H74V207H73ZM82 209L83 210L85 209V210L82 211ZM143 209H144V213H143ZM145 210H146V212L147 211L148 212L146 213ZM32 211H34V210H32ZM216 211H219V212L216 213ZM242 211L246 212V214H247V212H249L248 215L249 214L252 215L251 219L246 218V216L243 217L241 215ZM167 212H168V214H167ZM151 213L153 216L151 215ZM184 213H186V214L188 213L190 215L192 214L193 216L191 215V217H193L194 223H192L193 221H192L191 217H188L190 215L187 216L186 214L184 215ZM145 214H147V215H145ZM164 214H167L169 217H171L170 220L172 219L171 220L172 223L168 222V220H169V219H167L168 216L167 215L164 216ZM226 214H227L228 218H226L227 217ZM35 215L36 216H34L33 222H31V223L28 222L29 224L27 225V228L29 226V229H30L29 231L25 227L24 228L21 227L23 230V231H21V228H19L20 224H16V226L14 225V227H12V229H11L12 233L15 236L21 238L22 243L20 242V245L22 247H24V252L26 251L24 253V256L28 255L30 257V261L32 260L31 262H33L32 264H47V263L53 264V263H51V259L54 260V261L52 260V262H54V264H60V263L62 264V262H60V258H59L61 256L59 255V257H58V252L56 251V254L54 253L56 256L53 254V251H55V246L52 245L51 242L54 241L53 242V244H54L56 241L63 239V237L68 238V235L65 233V231L62 228V230L64 231V235L61 238L59 235V234H61L60 233L61 228L59 227L60 231H59V234H57V232L53 229L52 224L50 226L51 229H46L47 225H45V224L43 225V227L38 229L37 224L40 221V217L44 218L45 216H41L40 212L36 213ZM60 215L62 216L61 213H60ZM78 215H80V216H78ZM161 215H162V217H161ZM76 216H77V218H76ZM186 216L189 218V220H187V221H185ZM218 216H221V218L219 220H217L219 218ZM165 217H166V219L163 220ZM214 217H216V218L214 219ZM224 217L226 219L223 221ZM65 218H63L62 220L64 221ZM109 218L112 219L113 224L108 223ZM173 218H174L175 223H178V222H180V223L174 224ZM190 219L192 222H189ZM216 220H217V222H216ZM59 221L60 220H58V222H56V221L54 222L55 223V224H53L54 227L55 226L57 227L58 224L60 226L64 223L62 221L60 224ZM72 221H73V223H72ZM221 221H223L224 223ZM19 222H20V220H19ZM162 222H163V224H162ZM182 222H184V223H182ZM188 222L191 224H189ZM220 222H221V224H219ZM186 223H188V224H186ZM253 223H255V224H253ZM70 226H73V227H70ZM24 230L26 231L25 233H24ZM47 230H49V231H47ZM213 230H214V232H213ZM19 231H21V232L19 233ZM16 232L19 233V235H21V236H19ZM55 232H56V234H55ZM108 232H110V233H108ZM182 232L184 235L182 234ZM72 233L74 235H72ZM23 234H25V235H23ZM52 235L54 238L52 237ZM22 236H24L23 239H22ZM52 247H54L53 250H52ZM6 248H7V241L4 238L3 234L0 233V250H1L0 255L2 254V252ZM16 256H19L18 252H17ZM5 257H6V254H4L3 263H1V264H11L10 261H6ZM200 259H201V261H198ZM28 263H30V262H28Z\"/></svg>", "mask_w": 264, "mask_h": 264}]
</instances>
